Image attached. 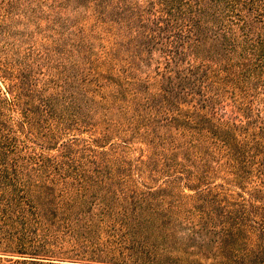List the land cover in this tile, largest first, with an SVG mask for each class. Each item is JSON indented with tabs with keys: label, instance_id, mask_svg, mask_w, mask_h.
<instances>
[{
	"label": "rangeland",
	"instance_id": "obj_1",
	"mask_svg": "<svg viewBox=\"0 0 264 264\" xmlns=\"http://www.w3.org/2000/svg\"><path fill=\"white\" fill-rule=\"evenodd\" d=\"M192 15L190 0H0V106L19 153L41 159L20 176L57 252L32 264L251 261L245 244L221 251L212 222L256 174L210 126L250 105L264 117V62L235 57L221 80Z\"/></svg>",
	"mask_w": 264,
	"mask_h": 264
},
{
	"label": "trees",
	"instance_id": "obj_2",
	"mask_svg": "<svg viewBox=\"0 0 264 264\" xmlns=\"http://www.w3.org/2000/svg\"><path fill=\"white\" fill-rule=\"evenodd\" d=\"M190 2L195 42L197 45L207 42L212 56L223 59L224 65H221L220 73L216 76L221 80L222 73L231 76L230 71L236 64L235 57L247 62L240 64L243 69L254 66L252 63L258 57L264 62V34L261 32L264 13L256 14L252 10L257 6V11L258 7L264 11V0ZM5 103L15 105L12 99H2V105ZM242 109L243 119L238 122L220 118V124H211L210 127L212 133L218 135V142L224 146L231 167L242 169L244 177L256 174L257 182L247 195L237 193L236 201L227 204L235 211H229L228 215L217 221L218 224L213 221L212 228H217L215 234L219 233L216 241L221 251H232L237 245L245 244L243 260L250 256L251 261L242 264H264V117L261 113H255L253 105ZM212 114L215 115V112L212 111ZM15 131L9 119L4 118L0 106V264H32L46 258L43 256H55L53 254L57 252L47 246L52 238L33 230L39 227L46 230L39 216L41 203L35 200L37 191L27 184L29 179L20 176V172L28 170L26 166L41 167L42 163L38 157L19 153ZM17 228L19 232H15ZM2 256L8 257L5 259L8 263ZM14 256L22 259H14ZM228 264H233L230 256Z\"/></svg>",
	"mask_w": 264,
	"mask_h": 264
}]
</instances>
